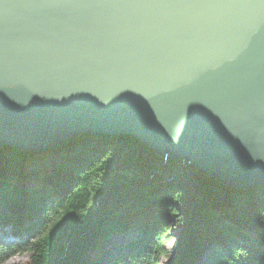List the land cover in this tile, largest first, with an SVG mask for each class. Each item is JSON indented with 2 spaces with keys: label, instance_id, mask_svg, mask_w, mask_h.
<instances>
[{
  "label": "water",
  "instance_id": "obj_1",
  "mask_svg": "<svg viewBox=\"0 0 264 264\" xmlns=\"http://www.w3.org/2000/svg\"><path fill=\"white\" fill-rule=\"evenodd\" d=\"M78 136L264 185V0H0V147Z\"/></svg>",
  "mask_w": 264,
  "mask_h": 264
},
{
  "label": "trees",
  "instance_id": "obj_2",
  "mask_svg": "<svg viewBox=\"0 0 264 264\" xmlns=\"http://www.w3.org/2000/svg\"><path fill=\"white\" fill-rule=\"evenodd\" d=\"M47 150L60 156L45 171L37 150L0 147V226L35 235L18 246L29 264H160L172 241L166 264H264V185H225L134 136H78ZM3 234L0 262L17 248Z\"/></svg>",
  "mask_w": 264,
  "mask_h": 264
},
{
  "label": "rangeland",
  "instance_id": "obj_3",
  "mask_svg": "<svg viewBox=\"0 0 264 264\" xmlns=\"http://www.w3.org/2000/svg\"><path fill=\"white\" fill-rule=\"evenodd\" d=\"M50 148V147H49ZM35 151V150H34ZM39 154H34L32 161H34L37 164H40L44 170L45 165L51 164V162L55 161L60 155L58 152L54 150H47L41 149L37 150ZM35 152V153H37ZM50 168V167H49ZM45 171H48V168H46ZM33 183V181H31ZM170 223L175 226V223L171 220ZM0 229H4L6 234H3L1 236V239L4 241V245H7L10 247L12 244L16 245L17 248L15 249L14 252H11L10 254L6 255L0 262V264H29L30 263V256H31V251H29L27 248L24 247H18L20 246V242L24 240H31L35 237L33 234L30 233H25L24 236H15L11 235L10 233V226L8 227H1ZM179 228L174 227V232L175 235L178 234ZM132 232L129 233V231H124L122 234L116 235L114 238L115 239H122L126 240L128 238V235H130ZM32 236L31 238H29ZM22 238V239H21ZM14 249V248H12ZM114 250V249H112ZM175 254V244L172 242L167 243L166 245V254L161 256L159 258V263L160 264H166L168 261L171 260L173 255Z\"/></svg>",
  "mask_w": 264,
  "mask_h": 264
}]
</instances>
